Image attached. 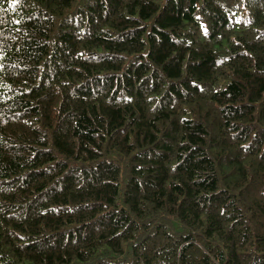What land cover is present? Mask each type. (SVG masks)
<instances>
[{"label":"trees","instance_id":"16d2710c","mask_svg":"<svg viewBox=\"0 0 264 264\" xmlns=\"http://www.w3.org/2000/svg\"><path fill=\"white\" fill-rule=\"evenodd\" d=\"M0 264H264V0H0Z\"/></svg>","mask_w":264,"mask_h":264}]
</instances>
